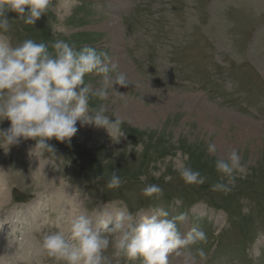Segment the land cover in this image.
<instances>
[{
  "label": "rangeland",
  "instance_id": "obj_1",
  "mask_svg": "<svg viewBox=\"0 0 264 264\" xmlns=\"http://www.w3.org/2000/svg\"><path fill=\"white\" fill-rule=\"evenodd\" d=\"M32 25L6 13L0 43L63 40L107 52L129 85L109 92L106 115L123 120L119 142L105 130L81 126L70 144L49 141L54 154L30 156L34 140L0 149V264H56L40 250L45 233L86 214L93 228L123 213L135 222L157 209L207 234L198 264H264V0H50ZM101 77L85 81L98 86ZM10 122L0 123L7 129ZM210 141L217 156L207 154ZM240 153L242 171L227 192L215 160ZM189 166L207 179L186 185ZM113 171L121 178L108 189ZM97 177H101L97 179ZM226 182V181H225ZM159 185L160 196L142 189ZM66 214V215H65ZM112 225L110 224L109 227ZM105 234H107L105 232ZM110 239H112L110 237ZM105 255L111 264H127ZM182 257L170 256V264ZM134 264H142L138 259Z\"/></svg>",
  "mask_w": 264,
  "mask_h": 264
},
{
  "label": "clouds",
  "instance_id": "obj_2",
  "mask_svg": "<svg viewBox=\"0 0 264 264\" xmlns=\"http://www.w3.org/2000/svg\"><path fill=\"white\" fill-rule=\"evenodd\" d=\"M50 6V0H0V31L7 32L10 27L6 13L14 12L25 25L33 26ZM51 47L52 51L47 44L32 39L16 46L0 43V123L10 122L7 129H0V149L6 146L9 150L22 140H34L30 156L54 154L55 146L49 141L70 144L78 131L77 122L103 129L112 141L119 142L125 136L123 120L106 115L104 104L90 107V100L104 101L110 91L125 96L118 88L130 84L127 74L119 70L107 52L96 48L77 49L63 40ZM89 74L101 77L97 87L85 81ZM207 154L217 156L215 142L208 143ZM214 166L220 179L212 185L213 191H229L235 183L234 173L243 170L240 153L235 149L228 151L226 158H217ZM180 176L186 185H202L207 179L189 166L180 170ZM121 183L113 171L106 187L118 188ZM162 194L159 185L142 189L145 197ZM168 216L167 210L159 208L137 223L131 214L121 213L114 223L110 219L103 230H97L86 214H78L69 219L67 228L60 225L56 231L45 233L40 250L56 264H111L105 255L110 244L114 257L127 264L138 259L142 264H170L173 254L182 257L181 264L206 260L207 253L200 246L207 242L206 232L193 225L182 237L177 225L187 221V213L172 219Z\"/></svg>",
  "mask_w": 264,
  "mask_h": 264
},
{
  "label": "bare ground",
  "instance_id": "obj_3",
  "mask_svg": "<svg viewBox=\"0 0 264 264\" xmlns=\"http://www.w3.org/2000/svg\"><path fill=\"white\" fill-rule=\"evenodd\" d=\"M66 215V214H65Z\"/></svg>",
  "mask_w": 264,
  "mask_h": 264
}]
</instances>
